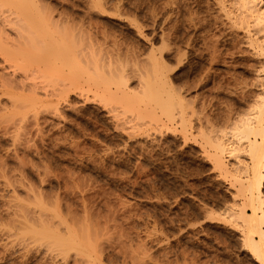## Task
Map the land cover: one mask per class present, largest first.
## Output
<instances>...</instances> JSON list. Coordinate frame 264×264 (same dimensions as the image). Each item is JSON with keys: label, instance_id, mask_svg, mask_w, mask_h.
Here are the masks:
<instances>
[{"label": "rangeland", "instance_id": "1", "mask_svg": "<svg viewBox=\"0 0 264 264\" xmlns=\"http://www.w3.org/2000/svg\"><path fill=\"white\" fill-rule=\"evenodd\" d=\"M40 1L48 6L51 4L57 9L59 7H62V10L66 9L69 16L74 13L71 18L77 24L76 26L81 25L90 31L92 37H98L96 41L100 44L102 42L104 46L110 47L114 43L116 47L118 46L125 52L128 48L129 54L130 51L135 52V55L138 53L137 55L141 58L149 55V49L153 50L156 56H159L160 53L164 60L162 62L164 65L166 64V68L164 65L163 68L167 73L169 72V75L171 74L170 76L175 83L173 85L178 86L181 90H185L187 87L184 92L186 100L189 101L187 104L189 111L187 109L188 115L185 121L186 136H182L183 132H178L180 130L175 129L173 124L166 121H158V125L140 126L137 127L138 129L135 128L134 131H131L129 127L131 124L128 123H126L127 125L121 124L120 127L113 129V126H116L114 121H111L109 115L100 107L90 106L84 115L79 113L76 115V110H73V107H80L83 99L81 100L82 97L71 93L70 101L73 106H70L69 109L65 108L67 111L63 116L67 117H65L66 121H64V118L58 119L59 117L49 116V118L46 116V118L50 119L49 122H52V117L54 122L61 123L60 127L63 124L66 130L69 129L72 130V133H75L73 135L76 138L71 135L73 140L68 142L71 139L69 135V139H66L67 142H63L64 145L61 144L63 140L61 138V141L59 139H57L58 142L55 140L56 143L55 141L53 144L50 142L51 146L50 140H47L48 135L45 134L44 136V132L41 135L37 133L40 138L34 136L36 143L31 140L33 142L30 141V146L28 144L29 148L32 149L35 148L33 143L39 145L41 149H39V146V148L36 147L40 151L43 149L44 153L41 154L49 160L42 157L43 160L45 159L43 164V160H39L40 158L37 157L35 162L39 160L45 166L47 162H50V165L48 163L47 165L51 167L48 170L52 172V175L55 171V173H58L56 174L58 176L55 175L56 178L61 175L64 178L61 177V180L57 178L58 181L56 178L51 177L53 184L46 185L50 184L51 181L49 183L47 181L46 184L44 183L45 185L42 184L43 191L55 192L60 188L58 191L59 196H64L63 200L65 202L62 197L60 200L63 202L59 199L57 202L59 201L62 205L72 203L71 206L77 208V211L76 215L74 212L71 214L76 217L80 216L75 219L82 220L83 216H86L83 221L96 230H93L96 235L101 234V238L104 237L102 240L99 235L96 238V240H101L102 244L97 246L99 251L98 253L96 251L93 257L95 256L98 259L100 255L99 258H102L98 259V262L97 259L93 262L95 264H259L243 246L244 226L238 220L240 218L236 220L232 216L230 217L228 213L232 201L235 200L236 204L241 203L240 205H242V196L237 193L236 189L238 183L234 176L220 172L207 158L202 149V131L205 129L203 126L206 124V118L210 117L214 133L231 137L230 133L233 132V128L239 124V121L246 114L253 111L255 104L252 96L260 91V86H258L260 83L256 81V74L260 72L264 76V69L262 68L264 48H258L261 43L252 42V44L250 42V44L248 41L252 37L255 38L253 34L261 26L264 28V18L261 19L262 22L259 21L260 25L257 24V21L254 22L248 19L244 27L242 21L240 20V23L238 20V14L240 13H238L240 11V1L238 0ZM101 2L103 5L106 4L105 7L102 6ZM257 2L261 6L264 5V0H258ZM97 5L98 7H96ZM71 6L76 7L72 8ZM113 7L116 8L113 10ZM68 11L72 14H68ZM251 23L253 24L250 25ZM255 24L257 27H255ZM111 43L112 45H110ZM210 55L215 59H212ZM205 75L208 78H205ZM244 112L246 113L243 114ZM92 120H95L97 124H93ZM76 123H78L77 127ZM82 126L88 129V131H85H94V133L98 131V134L85 133V135ZM104 129H106L105 132ZM32 132L35 135L33 130ZM1 135L0 133V155L2 153L1 156L3 157L6 149L9 148L12 151L13 146L9 137ZM42 136H44L43 139L46 140L47 144L45 140L42 143L40 142ZM30 137L33 139L32 134ZM73 141H75V146H73ZM77 141L83 143L80 144ZM54 143L55 146H53ZM66 143L69 144L66 145ZM71 143L73 144L69 147L68 145H71ZM9 149L6 151V155L11 154ZM8 151L9 153H7ZM32 153L34 155V152ZM26 159L24 158L28 162V159ZM31 160L34 162L32 158ZM230 161L232 162L231 159L228 160V162ZM8 162L11 164L13 159L11 158ZM67 171L71 173L69 174ZM31 175L30 177L34 181L37 177ZM36 181L38 182V180H35L33 183ZM6 183L8 182L0 178V264H64L65 261L66 264H73L72 258L60 260L59 256L55 257L56 259L53 256L49 257V254L44 253L43 246L40 247L38 244L31 243L32 241L30 243H27L28 241L21 242L22 237L19 233L21 230L14 228L18 223L14 224V220L18 217L17 211L13 207L16 200L9 199L8 196H2L3 193H1L10 188V185L8 186ZM261 191L264 196V170ZM80 195L82 196L80 197ZM83 195L85 196L84 199ZM22 201L20 202H31V200ZM62 205L60 206L62 207ZM83 205L84 208L87 207L85 208L88 210L87 212L82 210ZM62 208L64 209V206ZM72 210L75 211V209ZM13 212L15 213L14 216H17L16 218L13 216ZM60 212L59 215L64 218L66 211H63L62 214ZM248 213H250V210ZM90 214L92 215L90 216ZM89 221H92L95 225H91L92 222ZM241 226L243 227L241 228ZM118 229L122 231L120 232ZM9 235L10 237H8ZM125 236L126 238H124ZM118 239L121 240L120 242L125 240L126 243L123 242L124 245H120L123 248L118 245ZM101 249H103L102 252ZM107 258L111 260L108 261Z\"/></svg>", "mask_w": 264, "mask_h": 264}, {"label": "bare ground", "instance_id": "2", "mask_svg": "<svg viewBox=\"0 0 264 264\" xmlns=\"http://www.w3.org/2000/svg\"><path fill=\"white\" fill-rule=\"evenodd\" d=\"M238 1H240V11H238V13L240 12L238 14L239 19L237 18L239 22L241 23L242 21V24H244L245 27V24L247 23L246 20L251 19L254 22L257 21V24L260 25L259 21L262 22L261 19L264 18V5L261 6L257 2L258 0ZM104 5L102 4V6ZM49 6L46 4H42L40 0H0V133L2 134L1 136L5 135L4 137L10 138L12 141L11 145L13 146L12 151L8 148L11 154L6 155V151L8 150L6 149V151L4 150L5 153H3L5 154V158L4 156H1L2 153L0 155V178L4 179L5 182H8L6 183L8 184V186L10 185V188L7 187L9 189L6 188L7 190L2 191L1 193H3L2 196H8L9 199L12 198L16 200L15 205H12L16 209V213L18 216H14L15 213L13 212V216L15 218L17 217L15 219L16 221L14 220V224L18 222L14 226V228L16 227L18 228V230H21H19V233L21 234L20 236L22 237V239L21 237H19L22 240L21 242L28 241L27 243H30L32 241L31 243H34L36 245L38 244V246L40 247L43 246L44 253L49 254V257L53 256V258H55L59 256L61 258L60 260L72 258L74 261L72 262L73 264H91L93 260L97 259L95 258V256L93 257V254L96 251L98 253L99 250H97V246H101V240L104 237L101 238V234L96 235V233L94 232L96 230L92 229L89 224L83 221L86 216H83V219L81 218L82 220H76L77 217L80 216H73L74 214L76 215L77 208L71 206L72 203H68L69 205L67 203L65 205H62L59 203V201L57 202L58 199L60 200L62 197L63 200L64 197L59 196L58 191L60 188H57L58 191L55 190V192H46V190L43 191L42 186L45 185L47 181L49 183L51 181V177L56 178L55 175L58 173H55L54 171V174L52 175V172L48 170V168H51L48 166L50 165V162H47L48 165L46 163V166L43 165L45 163V159H48L41 154L44 153V151H42L43 149L41 150V152L40 150H38L40 146L38 145V147L37 145H35V137H38L45 132L43 135L45 136V134H47L48 138H45H47V140L49 139V143L51 142L52 144L55 140L57 141V139L60 140L62 138L63 140H66L69 135L71 139L68 142H71V140H73V134L75 133H72V130H66L63 127V124L60 127L59 125H61V123L54 122L52 120V117H59L58 119H65L66 116L63 115L67 111L66 109H69L70 106H73L71 105L72 102L70 101L71 93H75V95H77L78 97H82L81 100L83 99L80 107H73V110H76V115L78 113L80 115H84L85 112L90 108V106L95 108L100 107L105 110L106 114L109 115L111 121H114V125L116 126H113V129L118 126L120 127L121 124L128 123L131 124L129 126L131 131H134L135 128H139L140 126H150L154 124L156 125L158 121H166L168 123L173 124V127H175V129L180 130L178 132H183L184 134H182V136H186L187 128L185 121L188 115L187 112L189 111V106H187L189 101L186 100L184 92L187 90V87L186 89L185 87H183L185 90H181L180 88H178V86L175 87L173 85L174 82L173 78H171L170 76L171 74L169 75V72L167 73V71H165V69L163 68V56L160 55V53L159 56L157 55V57L154 54V51L149 49L150 53L152 51L153 53H148V56H144V58L142 56L141 58V56L137 55L138 53H136L135 55V52L133 53L130 51L129 54L128 48L127 52H125L124 50H121V48H118V46L116 47L114 43L113 45L112 43L110 44L113 47H109L107 45L106 47L102 44V42L100 44L98 41H96L98 37L93 38L90 34V31L86 30L79 24V26H76L77 24H75L73 18H71L73 17L74 13L72 14L70 11H68V14H72V16H69L67 15V10L64 7L63 8L65 10H62V7H59V9L54 8L55 6L53 7L51 4ZM113 6L115 5L113 4ZM96 7H98V5ZM115 8L113 7V10ZM117 9L119 10V8ZM252 24L253 23H251L250 25ZM255 27H257V25ZM253 35L255 38L251 36L252 39H249L250 41L248 42H255L258 44L261 43L259 45H256L260 46L258 47L259 49L264 48L261 47L264 46V28H262L261 26V28L258 29ZM116 45L118 44L116 43ZM131 53H133V55H131ZM211 58L215 59V57ZM262 66V68L264 69V64ZM256 77V81L260 83L258 85L260 86V91L254 96H252L254 97L253 101L255 104V110L253 109L252 112L246 114L245 117H243L239 121V124L236 125L235 128H233L234 126L232 127L234 130H232L233 132L230 133L231 137H227V135L225 134L217 135L216 132L214 133L213 128L211 126V118L205 117L206 124H204L203 126L205 127V129L204 131H202V149L204 150V153L206 154L207 158L217 169L220 170V172L234 176L235 180L237 181L238 186L236 189L237 193L242 196V205H240L241 203L236 204V202H234L235 200L233 199V196L232 199L234 201H232L233 203L230 204V207L228 209L229 212L228 210L226 211L230 214V217L232 216V218H235L236 220L237 218H240L238 220H240V222H242L241 224L244 226H241V228H244L243 246H245L246 250L257 263L264 264V196L261 191L264 170V76L261 75L260 72H257ZM205 78L208 77L206 76ZM188 86L190 85L188 84ZM245 113L246 112H244L243 114ZM46 116H52V122H49L50 119H47ZM64 121H66V119ZM95 123L96 122L94 120L93 124ZM44 125H47L48 127ZM75 125L77 127L78 123H76ZM82 127L81 129L84 128ZM122 127L121 130L123 129ZM85 128L83 130L84 134H98V131H96L95 133L94 131L87 132L88 129ZM32 130L35 132V135ZM105 131L106 129H104V132ZM37 133L40 135H38ZM31 134L33 135V139H31L30 137ZM71 135L73 136L71 137ZM44 136L41 137V141L39 140L41 143L45 140L43 139ZM53 136H55L56 139L53 138ZM31 140L35 141V143H33L35 146V148H33L34 150L32 148H29V143ZM63 140H60L62 142H60L61 144H63V142H67V140ZM75 141H73V146H75ZM32 142L33 141H31V143ZM55 143L53 146H55ZM73 143L68 146L71 147ZM67 144L69 143H66V145ZM77 147L79 148L80 146ZM39 149H41V147ZM9 151L7 153H9ZM83 151H85V149H83ZM32 152H34V155ZM53 152L55 153V151ZM35 155L36 157L34 158ZM8 157H11L13 159V164H10L8 162L11 159H9ZM26 157H28V162L24 160V158L26 159ZM30 157L34 160V162L37 157L38 159L40 158L39 160H43L42 157L45 159L43 160V164H41L39 160L35 162V164L34 162H32ZM230 159L232 160V162H228V160ZM38 162L40 163V165ZM41 165L45 167L43 168ZM39 166L41 167V169ZM49 171L51 175L49 174ZM68 172L69 171H67V173ZM70 173L71 172H69V174ZM31 174H34L35 177H37L36 179H34V181L38 180V182H35L38 185L33 183L34 181L30 177ZM74 174L76 173L74 172ZM61 177L62 179H64L62 175L57 178L61 180ZM52 182L53 181H51L50 184L46 185H51ZM81 196L82 195H80V197ZM84 197L85 196L83 195V199ZM48 198H50L51 200ZM18 199L20 201L31 200V202H27L28 204L24 202V204L22 203L23 201L20 202ZM50 201L52 202V206L54 205L53 207L51 206ZM60 205H62V207L64 206V209ZM70 206L73 208H71ZM85 208L83 205L82 210L84 212H87L88 210H86ZM246 208L248 209L246 210ZM72 209H75V211ZM249 210L250 213H248ZM58 211L61 214L63 213V211H66V215L63 214L64 218L61 217L62 215H59ZM73 212L74 214L72 215L71 213ZM91 215L92 214H90V216ZM65 217L67 218L65 219ZM68 218H70V221L68 220ZM89 219L91 220V218ZM91 225L95 224H93L92 222ZM121 231L122 230H120V232ZM98 235L100 236L101 240H96V238H98ZM8 237H10V235ZM124 238H126V236ZM118 240L117 242H119V246L122 244L124 245V243H126L124 242L125 240H123L122 242H120L121 240ZM113 244L115 245V243ZM102 250L103 249H101L100 251L102 252ZM99 256L98 259L102 258H99ZM108 258L110 257L108 256ZM98 259L96 260L97 262ZM64 264H66V261ZM93 264L95 263L93 262Z\"/></svg>", "mask_w": 264, "mask_h": 264}]
</instances>
